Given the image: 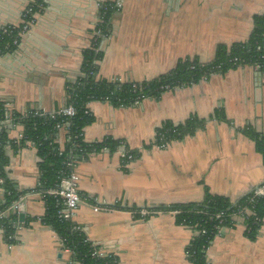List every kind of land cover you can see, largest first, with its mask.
Segmentation results:
<instances>
[{
  "label": "crops",
  "instance_id": "1",
  "mask_svg": "<svg viewBox=\"0 0 264 264\" xmlns=\"http://www.w3.org/2000/svg\"><path fill=\"white\" fill-rule=\"evenodd\" d=\"M35 1L0 0V28L21 26L23 11ZM114 1L42 0L16 48L0 55V101L9 111L49 115L66 106L67 84L80 77L100 8ZM263 13L264 0H123L111 15L109 38L99 45L97 79L141 83L169 73L183 59L209 64L218 45L245 42L254 16ZM87 109L94 121L83 130L84 143L111 139L137 153L124 164L117 152L100 149L75 167L79 193L112 209L93 212L85 205L73 222L91 243L113 253L117 264H190L191 229L177 225L171 213L139 211L197 203L205 190L234 202L264 183L262 157L241 134L250 126L264 135V70L240 66L138 106L93 101ZM217 111L225 121L210 118ZM193 116L205 120L202 129L163 149L152 145L163 123L178 125ZM9 121L8 139L19 141L22 127ZM64 134L58 133L61 146ZM5 153L6 176L26 198L11 247L0 233V264H69L58 236L41 222L45 201L36 191V149L7 145ZM234 221L212 240L207 263L264 264V219L254 240L244 234L242 219Z\"/></svg>",
  "mask_w": 264,
  "mask_h": 264
},
{
  "label": "trees",
  "instance_id": "2",
  "mask_svg": "<svg viewBox=\"0 0 264 264\" xmlns=\"http://www.w3.org/2000/svg\"><path fill=\"white\" fill-rule=\"evenodd\" d=\"M42 0H36L28 6H32L33 13L40 11ZM109 3L105 4L106 11L104 21L111 18L113 10L109 8ZM29 20L30 16L23 18ZM10 27V26H6ZM21 26L12 30L11 33H3L0 30V55L13 51L16 46L13 41L19 42L17 37ZM108 31V28H105ZM102 53H96L92 48H88L82 53L80 67L81 76L74 83L67 84L66 105H73L77 113L74 117L67 119L61 116L51 117L39 113H28L21 115L6 108V104L0 101V178L3 179L0 187L3 196L0 200V212L6 209L19 196L25 192H19L14 184L7 178L5 168L8 165V158L5 147L9 145L17 151L31 144L38 157L39 185L37 192H45L55 189L59 184L60 173L64 170L63 163L69 158L75 161L83 159L87 154L97 152L107 148L110 153H114L120 141L105 139L96 144H86L82 141L83 130L94 121L93 116L87 109V104L99 101L108 97L114 107L132 106L137 97L157 98L165 92L163 88H174L191 86L203 78L212 74H223L229 69L239 66H253L259 70H264V13L253 18V28L248 39L243 43H235L230 46L218 45L215 56L209 64H200L195 59H183L169 73L147 82L136 83L133 89L132 84H120L107 80L97 79V63L101 59ZM236 59L237 63L233 60ZM210 118L225 121L222 111L214 112ZM12 126L20 125L22 134L19 141H11L6 133V121ZM60 124L68 129V133L73 137L71 141L65 142L63 146L57 143L59 130L56 126ZM204 119L196 116L190 117L181 124L174 125L165 122L155 131L152 145H160L162 142L169 144L192 136L196 131L203 128ZM241 134L254 143L255 151L261 155L264 164V135L247 126L241 130ZM74 136H77L74 139ZM78 147L75 149L73 146ZM146 146L145 148H149ZM260 188L264 189L262 183L256 189L243 195L236 201H231L226 197L213 195L208 190L204 191L203 199L197 203L174 204L169 206L156 207L150 211L160 213H175V223L184 226L194 232V236L186 247L187 260L190 264H208L206 261V250L212 240L218 235L219 228H232L235 225L234 218L230 215L237 213L243 207L248 208V213L243 215L245 226L244 234L254 240L264 219V193L256 196L255 193ZM252 199V202L249 200ZM45 214L41 222L51 228L61 240L62 248L71 251L70 260L74 264H117L115 257H93L92 244L81 230H77L74 222L59 220L56 215L55 201L52 197L45 195ZM222 214L224 217L220 222L215 215ZM19 220L18 215L12 214L0 219V227L4 229L5 235H12L15 232L14 224ZM204 231V234L201 232Z\"/></svg>",
  "mask_w": 264,
  "mask_h": 264
},
{
  "label": "built area",
  "instance_id": "3",
  "mask_svg": "<svg viewBox=\"0 0 264 264\" xmlns=\"http://www.w3.org/2000/svg\"><path fill=\"white\" fill-rule=\"evenodd\" d=\"M109 4H110L109 8H111L113 10V12H115V11H118L122 7L123 0H115L114 2L109 3ZM106 9L107 8L104 5H102L100 8V17H99L98 22L96 23V25L93 29V34H92V38H91V42H90L89 48H92L96 53L99 52V45L101 44V41L104 39H108L110 36L109 35L110 34L109 33L110 27H111L110 19H108L107 21L103 20ZM35 14L36 13H33L32 6H27L25 8V10L23 11L22 17L25 18L26 16H30V19L29 20L23 19V23H22L23 26L21 27L20 31L18 32L17 37H20L24 32L27 31L28 27L34 21V15ZM106 27L108 28V31L106 30V32H105ZM16 28H17L16 26H10V27L5 26V27H1L0 30L3 33H11L12 30H14ZM13 45L14 46L18 45L17 40L13 41ZM233 62L237 63V60L234 59ZM80 76H81V74H80ZM204 79H206V78H203L202 80H204ZM110 82H117L120 84H125V82H122L119 79H113V80H110ZM130 84H132L133 89L136 88V83L130 82ZM163 89L165 90V92L170 91V89L168 87H165ZM174 89H176V88H174ZM146 99L147 98L144 96L137 97L134 100V102L132 103V106H138L142 101H144ZM98 102H105V103L111 104L108 97L102 98ZM119 107H123V106L120 105ZM76 113H77V110L73 105H66L62 109H60V110H58L52 114H49V115H51V117L61 116V117H65L67 119H70V118L74 117L76 115ZM56 128L59 131L63 130L65 132V134H64L65 142H69L72 140L73 137L68 133L67 128H63V126L60 124H58L56 126ZM0 130H1V126H0ZM76 138H77V136H74V139H76ZM167 145L168 144L162 142L160 145H157V147L163 149ZM73 147L76 149L78 146L76 144H74ZM103 149L108 151L107 148H103ZM115 152H117L119 159L124 164L130 163L137 158V153L127 149L123 145V143H121L118 146V148L116 149ZM76 163H77V161L68 158L63 163L64 170L60 173L58 186L55 189H50V190H47L45 192H42V191L37 192L42 198L45 195H48L54 199L55 207H56V215H57L58 219L62 220V221L73 222L75 217H76L77 211L82 206H85V205L91 207L93 212H107V211H110L112 209V207H110V206L100 205L96 200L88 199L87 197H84L79 193V191H78L79 176L75 172ZM2 183H3V179L0 178V185H2ZM263 193H264V189L260 188L259 190L256 191L255 195L256 196H262ZM25 198H26L25 195L19 196L16 201L12 202L6 209L1 211L0 212V219H2L4 217H8L9 215H12V214H16L19 216V214L22 213V208H23V203L25 201ZM249 202H252V199L249 200ZM138 213L141 216H147V215L155 213V212H152L149 210H142V211H139ZM156 213H160V212H156ZM244 213H248V208L243 207L237 213L230 215V217H232L234 219L240 218L243 220ZM171 214L175 215V213H171ZM224 217H227V216H224L222 214L215 215V218L218 219L220 222L222 221V219ZM19 224H20V222L18 220V222L14 224V227H15L14 234L8 235V236L4 234V229L2 227H0V233L3 236L4 241L8 245V247H11L13 245V243L15 242V239H16L15 235H16L17 229L19 228ZM76 229L81 230L79 226H77ZM224 229L225 228L220 227L218 234H220ZM201 234H204V231H202ZM194 235L195 234L193 232V236ZM59 241L61 243L60 239H59ZM91 244H92V248H93V252H92L93 257H106L107 256V257H114L115 258V255L113 253L104 250L99 245H96L93 243H91ZM61 251L63 253H66L69 255V264H74L70 260L71 251H69L66 248H62V245H61ZM186 255L188 256L187 253H186Z\"/></svg>",
  "mask_w": 264,
  "mask_h": 264
},
{
  "label": "water",
  "instance_id": "4",
  "mask_svg": "<svg viewBox=\"0 0 264 264\" xmlns=\"http://www.w3.org/2000/svg\"><path fill=\"white\" fill-rule=\"evenodd\" d=\"M18 217H19V222L22 223L23 220H24L25 214L24 213H20Z\"/></svg>",
  "mask_w": 264,
  "mask_h": 264
},
{
  "label": "rangeland",
  "instance_id": "5",
  "mask_svg": "<svg viewBox=\"0 0 264 264\" xmlns=\"http://www.w3.org/2000/svg\"><path fill=\"white\" fill-rule=\"evenodd\" d=\"M23 26V24H21V27ZM18 27H20V26H18Z\"/></svg>",
  "mask_w": 264,
  "mask_h": 264
}]
</instances>
